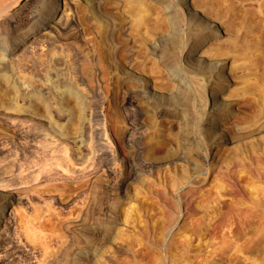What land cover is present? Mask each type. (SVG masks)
<instances>
[{"label":"rangeland","instance_id":"374dc122","mask_svg":"<svg viewBox=\"0 0 264 264\" xmlns=\"http://www.w3.org/2000/svg\"><path fill=\"white\" fill-rule=\"evenodd\" d=\"M18 1L0 264H264V0Z\"/></svg>","mask_w":264,"mask_h":264},{"label":"bare ground","instance_id":"6f19581e","mask_svg":"<svg viewBox=\"0 0 264 264\" xmlns=\"http://www.w3.org/2000/svg\"><path fill=\"white\" fill-rule=\"evenodd\" d=\"M187 2L190 4V7H192L193 6V9L195 10V9H197L198 7H196V6H199V7H203L204 8V12H203V10H199V11H201V13L202 14H204L206 17H208L209 19H211V20H214L215 18H214V16L215 15H218L219 14V10L218 11H216V13L215 12H213L212 10H206L205 9V7H207V8H209V5H212V4H215V5H217L218 6V3L220 2L219 0H187ZM184 3V2H183ZM61 14V9H59V7H58V2H56V5H55V10H54V13H53V15L54 16H52L53 18H57V17H59V15ZM217 27L220 29V31H222L223 33H225L226 32V29H227V27L225 28L222 24H220V23H218V25H217ZM218 39L215 37V38H211L208 42H209V44L210 45H212V43L215 41H217ZM212 41V42H211ZM211 42V43H210ZM201 55L202 56H205V57H207L208 56V52L207 51H203V52H201ZM2 187V185H0V191L3 189V188H1ZM4 187V186H3ZM5 189V188H4ZM3 189V190H4ZM9 202V201H8ZM7 204V203H6ZM10 205H11V203H9ZM7 208V210L9 211V208L10 207H6ZM181 221V220H180ZM180 221H179V223H180ZM256 226L257 225H254V227H253V230L254 229H256ZM259 226V225H258ZM258 228V230L256 229V233H259L260 232V230L259 229H261L260 227H257ZM253 230H252V232H253ZM259 231V232H258ZM262 231V230H261ZM261 233V232H260ZM259 233V234H260ZM258 234V235H259ZM262 234V233H261ZM254 235V234H253ZM256 235V234H255ZM254 235V236H255ZM253 236V238H254V240H255V237ZM260 236V235H259ZM263 238H264V236H263ZM262 238V239H263ZM259 239H260V237H259ZM258 238L255 240V242H256V245H260V244H262V247L264 248V241L262 242V241H260ZM257 240L260 242V244H257ZM262 242V243H261ZM256 247V246H255ZM261 247V246H260ZM259 247V248H260ZM258 248V249H259ZM256 250V249H255ZM261 250H263V252H264V249H261ZM257 251V250H256ZM259 251V250H258ZM260 252V251H259ZM262 252V251H261Z\"/></svg>","mask_w":264,"mask_h":264},{"label":"water","instance_id":"95a60500","mask_svg":"<svg viewBox=\"0 0 264 264\" xmlns=\"http://www.w3.org/2000/svg\"><path fill=\"white\" fill-rule=\"evenodd\" d=\"M24 1H26V0H19L18 3H17L14 7H12L9 11H7V13L14 12L15 9H16L17 7H19Z\"/></svg>","mask_w":264,"mask_h":264}]
</instances>
